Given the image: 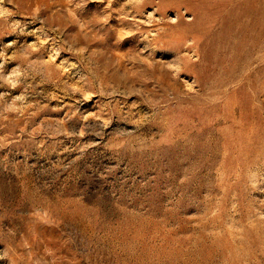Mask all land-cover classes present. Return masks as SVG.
I'll return each mask as SVG.
<instances>
[{"label": "rangeland", "instance_id": "rangeland-1", "mask_svg": "<svg viewBox=\"0 0 264 264\" xmlns=\"http://www.w3.org/2000/svg\"><path fill=\"white\" fill-rule=\"evenodd\" d=\"M0 264H264V0H0Z\"/></svg>", "mask_w": 264, "mask_h": 264}]
</instances>
